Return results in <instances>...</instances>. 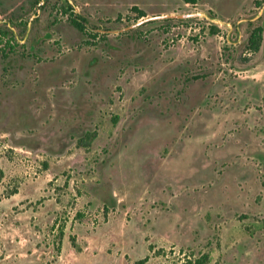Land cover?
I'll return each mask as SVG.
<instances>
[{
  "label": "rangeland",
  "instance_id": "rangeland-1",
  "mask_svg": "<svg viewBox=\"0 0 264 264\" xmlns=\"http://www.w3.org/2000/svg\"><path fill=\"white\" fill-rule=\"evenodd\" d=\"M0 165V264H264V0H0Z\"/></svg>",
  "mask_w": 264,
  "mask_h": 264
},
{
  "label": "trees",
  "instance_id": "trees-1",
  "mask_svg": "<svg viewBox=\"0 0 264 264\" xmlns=\"http://www.w3.org/2000/svg\"><path fill=\"white\" fill-rule=\"evenodd\" d=\"M184 1L187 3H192V4L196 2V0H184ZM131 9L135 13V16H134L135 21L146 16V13L143 10L137 8L136 6H132ZM152 21H155V20H149L147 22H152ZM70 22L76 28H78L80 31H85V28L87 27V26H85L84 21L82 19H78V17H71ZM214 29H215L214 27H211L212 32H214ZM261 39H262V28H261V26L253 28L251 30L249 36H248V39H247V47L254 52L258 51ZM94 136H95L94 132H86L84 137H82V139H80V145H82V146L89 145L88 144L89 141H91L94 138ZM3 175H4V172H3V169L0 165V182L3 179ZM16 192H17V190H16V188H14L10 192L4 194V196L9 197V196L15 194ZM0 199H1V195H0ZM145 261H146V258H143V259L136 261L134 264H142ZM207 261H208V254L204 253L199 258L194 259L192 264H206Z\"/></svg>",
  "mask_w": 264,
  "mask_h": 264
},
{
  "label": "water",
  "instance_id": "water-1",
  "mask_svg": "<svg viewBox=\"0 0 264 264\" xmlns=\"http://www.w3.org/2000/svg\"><path fill=\"white\" fill-rule=\"evenodd\" d=\"M194 14H164V15H157V16H148V17H144L141 20H139L137 23H135L134 25H138L140 23H143L144 21H148L150 19H155V18H172V17H176V18H187L189 16H192Z\"/></svg>",
  "mask_w": 264,
  "mask_h": 264
},
{
  "label": "crops",
  "instance_id": "crops-1",
  "mask_svg": "<svg viewBox=\"0 0 264 264\" xmlns=\"http://www.w3.org/2000/svg\"><path fill=\"white\" fill-rule=\"evenodd\" d=\"M196 3V2H195ZM195 3H193V4H195ZM133 6H136V5H133ZM137 7V6H136ZM137 8H139V7H137ZM140 9V8H139ZM142 10V9H141ZM146 16H147V14H146ZM143 18V17H142Z\"/></svg>",
  "mask_w": 264,
  "mask_h": 264
},
{
  "label": "flooded vegetation",
  "instance_id": "flooded-vegetation-1",
  "mask_svg": "<svg viewBox=\"0 0 264 264\" xmlns=\"http://www.w3.org/2000/svg\"><path fill=\"white\" fill-rule=\"evenodd\" d=\"M42 3V2H41ZM41 3H39L38 5H41ZM38 12V11H37ZM74 17H76V16H74Z\"/></svg>",
  "mask_w": 264,
  "mask_h": 264
}]
</instances>
